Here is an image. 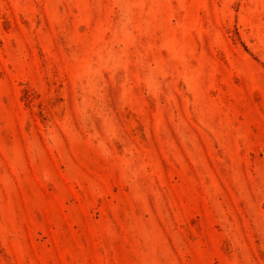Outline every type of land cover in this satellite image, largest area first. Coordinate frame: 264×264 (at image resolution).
<instances>
[{
  "label": "rangeland",
  "instance_id": "1",
  "mask_svg": "<svg viewBox=\"0 0 264 264\" xmlns=\"http://www.w3.org/2000/svg\"><path fill=\"white\" fill-rule=\"evenodd\" d=\"M0 264H264V0H0Z\"/></svg>",
  "mask_w": 264,
  "mask_h": 264
}]
</instances>
